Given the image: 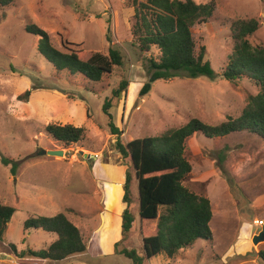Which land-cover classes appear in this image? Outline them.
Listing matches in <instances>:
<instances>
[{
	"label": "rangeland",
	"instance_id": "1",
	"mask_svg": "<svg viewBox=\"0 0 264 264\" xmlns=\"http://www.w3.org/2000/svg\"><path fill=\"white\" fill-rule=\"evenodd\" d=\"M131 1L13 0L0 7V202L15 209L0 243V264H132L117 254L123 248L134 249L143 257L142 264H264L257 256L264 250V241L252 243L264 227L262 140L241 132L221 138L197 133L185 141L184 156L192 169L183 184L209 199L212 239L197 240L172 258L165 254L145 257L135 170L130 158H123L116 148L117 140L126 145L135 139L159 137L190 119L217 125L239 116L246 98L258 90L246 77L233 82L221 77L233 53L230 25L239 19L258 22L248 42L264 48V0H212L213 16L207 23H195L190 35L195 54L205 48V60L217 77L159 80L142 97L139 92L148 79L145 60L157 56L158 49L143 53L132 45ZM27 25L48 34L56 49L76 51L83 60L94 55L106 58L109 47L118 49L123 65L112 66L99 82L56 71L38 53L39 37L28 33ZM122 80L128 86L120 98L112 99L108 117L102 106ZM26 93V99L22 98ZM53 123L83 129V139L69 145L58 143L46 132V126ZM110 125L121 133L113 135ZM41 150H62L64 155H40ZM80 151L93 157L84 158ZM2 158L10 163L3 164ZM126 174L135 222L124 237ZM107 209L114 210L113 214ZM58 213L79 230L85 252L59 262L19 257L21 251L45 249L55 239L42 230H25L23 222ZM111 214L116 216L114 221ZM153 226L154 222L150 229Z\"/></svg>",
	"mask_w": 264,
	"mask_h": 264
},
{
	"label": "trees",
	"instance_id": "2",
	"mask_svg": "<svg viewBox=\"0 0 264 264\" xmlns=\"http://www.w3.org/2000/svg\"><path fill=\"white\" fill-rule=\"evenodd\" d=\"M12 2L13 0H0V7L8 6ZM131 2L134 10L130 31L132 45H136L143 53L153 47L158 49L157 56L150 55L145 60L148 79L140 89L141 97L159 80H169L177 76L190 79L206 77L211 80L217 77L205 60V48L200 47L195 54L190 35V28L195 23H207L213 16L215 4L212 0L204 4H197L192 0ZM258 26V22L253 19H239L230 25L233 53L229 56L221 77L231 82L246 77L258 90L256 95L246 98V104L239 116L227 117L217 125L190 119L182 127L168 130L159 137L135 139L126 145L120 140L116 142L119 153L123 158H130L135 170L140 232L147 259L162 254L172 258L178 250L191 247L197 240L212 239L209 228L212 217L209 199L194 194L183 184L192 169L184 156L185 141L197 133L206 138H221L246 132L264 142V48L253 47L248 42V37ZM25 30L39 37L37 51L56 71H66L70 75L80 74L91 82H99L103 75L111 73L112 66L123 65V56L118 49L109 47L106 58L94 55L83 60L76 51L62 52L56 49L48 34L39 27L27 25ZM127 86V81L122 80L117 89L112 91L111 98L105 100L102 111L108 117L112 99L120 98ZM28 94H24L22 98L26 99ZM110 127L113 135L121 133L113 125ZM46 132L63 145L78 143L84 136L83 129L69 124H48ZM1 160L5 165L10 163L9 159ZM11 172L15 175V165ZM129 183L130 176L126 174L122 197L126 208L121 216V234L124 237L135 222L130 212ZM14 212V208L0 202V243L4 240L7 225ZM152 222L155 226L150 229ZM23 228L54 234L55 239L47 248L26 249L19 253V257L59 262L86 250L79 230L62 213L51 217H29L23 222ZM111 228L115 229V226ZM119 243L120 241L115 245L118 246ZM10 249L14 251L15 246L11 244ZM117 254L130 259L132 264H142L143 257L134 249L123 248ZM257 256L264 263V250L259 251Z\"/></svg>",
	"mask_w": 264,
	"mask_h": 264
},
{
	"label": "water",
	"instance_id": "3",
	"mask_svg": "<svg viewBox=\"0 0 264 264\" xmlns=\"http://www.w3.org/2000/svg\"><path fill=\"white\" fill-rule=\"evenodd\" d=\"M79 154L82 155L84 158H87V159H90L93 157V155L84 154L81 151L79 152ZM40 155H50V156L62 157L64 154H63L62 150H48V151L41 150ZM263 241H264V227L261 229V231L258 234L254 235L252 237V243L254 245L258 244L259 242H263Z\"/></svg>",
	"mask_w": 264,
	"mask_h": 264
},
{
	"label": "crops",
	"instance_id": "4",
	"mask_svg": "<svg viewBox=\"0 0 264 264\" xmlns=\"http://www.w3.org/2000/svg\"><path fill=\"white\" fill-rule=\"evenodd\" d=\"M110 183H115L116 185H118V186H120V183L119 182H110ZM118 189H119V194L121 195V197H122V191H121V188L120 187H117ZM117 190H115V192H116ZM111 192H114L113 190L111 191ZM120 204V203H119ZM124 204V203H123ZM124 207H125V204H124ZM120 208V205H117L116 207H115V213H116V209H119ZM107 211H109V212H111L112 213V211L113 210H109V209H107ZM114 218V217H113ZM112 218V214H111V219L114 221V219ZM118 216H117V220H118ZM111 220V221H112ZM111 221H109V223L111 222Z\"/></svg>",
	"mask_w": 264,
	"mask_h": 264
}]
</instances>
